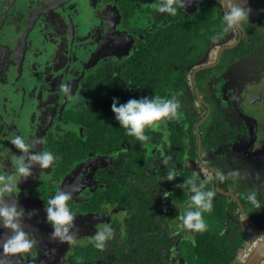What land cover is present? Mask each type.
I'll return each instance as SVG.
<instances>
[{"label":"flooded vegetation","instance_id":"obj_1","mask_svg":"<svg viewBox=\"0 0 264 264\" xmlns=\"http://www.w3.org/2000/svg\"><path fill=\"white\" fill-rule=\"evenodd\" d=\"M74 1L0 0V148L3 139L18 134L30 141L42 140L33 151H52L57 156L48 169L33 166L32 175L25 179L28 186L24 188L20 181L6 197L9 204L18 203L22 227L35 244L27 253H5L2 245L12 231L0 221V260L5 264H149V250L159 253L166 248L172 262L181 264L179 242L192 240L196 232L190 230V236L189 230L176 231L190 196L176 185L194 172L201 179L209 174V184L234 199L240 210L239 192L217 179L220 168L231 164L224 148L248 133L247 120H253L256 129L246 148L264 147V0H237L251 9L249 22L228 31L223 30L222 16L232 0H184L175 15L157 12L153 5L159 0H84L89 17L74 14L78 10ZM47 15L57 24L45 19ZM85 22L93 25L88 30L91 42L78 38L80 27L85 32ZM108 27L116 30V43ZM157 32L167 35L178 57L196 56L186 65L170 60L166 80L145 55ZM156 48L153 59L165 57L157 43ZM95 53L103 57L82 71ZM36 56L42 59L40 66L33 62ZM219 80L220 95L214 88ZM148 83L156 85L149 86L154 96H176L181 119L146 129L150 139L140 143L138 152L133 151V136L122 128L117 131L118 147L86 148L100 135L99 114L107 117V107L101 112L92 106L93 99L97 104L101 101L96 88L106 87L125 103L138 99ZM47 84L53 89L40 99ZM65 84L71 85L70 97L62 91ZM92 88L96 95L91 94ZM223 101L233 109L230 120ZM108 119L117 123L112 109ZM214 126L219 132L211 133ZM166 158H170L167 164ZM169 169L176 171L173 181L164 179ZM72 184L78 185L68 202L77 212L76 241L60 243L50 237L45 200L59 189L72 191ZM240 215L244 218L241 210ZM105 224L112 227L113 238L101 251L89 241ZM242 230L253 248L260 238L250 225ZM258 264H264V258Z\"/></svg>","mask_w":264,"mask_h":264},{"label":"clouds","instance_id":"obj_2","mask_svg":"<svg viewBox=\"0 0 264 264\" xmlns=\"http://www.w3.org/2000/svg\"><path fill=\"white\" fill-rule=\"evenodd\" d=\"M184 5V0H159L153 5L159 13H168L175 15L178 7ZM250 8H244L239 5L237 0H232L231 6L224 12L222 21L224 31L249 22ZM212 40L216 36L211 37ZM66 97H70L71 85L61 86ZM180 101L173 95L171 98L162 96H148L139 99L132 98L125 103H120L118 98H113L112 111L119 126L124 129L125 134L133 136L139 142L149 141L146 129L156 130L159 123L170 120H180L179 112ZM10 145L17 150L18 155L13 156L7 148H0V161H11L12 169L6 175H0V221L3 226L11 229L12 234L4 241L2 247L5 253H27L35 241L29 237L21 224L22 211L18 203L9 204L6 197L13 194L18 188V182L21 179H27L32 175L33 166H39L40 169H48L57 159L52 151H33L37 145L42 143L39 138H33L31 141L21 135H14L9 140ZM168 159L164 163H168ZM175 169H169L164 177L167 181L176 179ZM228 177L239 178L238 171H232L227 177L217 174V179L224 181ZM209 178H200L198 173H193L190 178L183 183L177 184L176 187L187 190L190 193L187 206L179 216V223L176 225L177 233L181 230H192L194 232H204L207 230V224L204 220V213H210L213 208V198L215 192L206 190ZM72 191L59 189L53 195L45 200V222L48 223L52 231L50 237L58 240L60 243L74 244L76 241L75 219L77 212L70 208L69 201L72 199L73 192L78 190V185H71ZM247 201L256 209H261V201L257 199V191L252 190L246 196ZM113 238V229L110 225L105 224L98 229L93 238L89 241L92 246L103 251L106 242ZM195 245V240L192 241ZM247 255V254H246ZM242 260V259H241ZM244 260V259H243ZM0 264H5L0 260Z\"/></svg>","mask_w":264,"mask_h":264},{"label":"trees","instance_id":"obj_3","mask_svg":"<svg viewBox=\"0 0 264 264\" xmlns=\"http://www.w3.org/2000/svg\"><path fill=\"white\" fill-rule=\"evenodd\" d=\"M156 43L158 44L159 49H162L161 51L165 54V57L159 59V57L156 56L153 59V54H156V51H158ZM171 43L172 41L169 40L167 35L162 36L157 32L152 35L149 42V48L145 52V55L152 61L154 67L161 70V78L165 80L169 74L168 65L170 60L176 61L181 65H186L187 63L196 60V56L191 57L189 55H182V57H178L179 52H177L175 48L171 49ZM161 64H165L168 69L165 68L164 70ZM147 86L148 88L140 90L138 99L155 95L153 91L149 89V86L152 87L156 85L148 83ZM96 91H98V98L101 99V101L97 104L93 99L92 106L99 108L100 111L107 107L106 116L110 118V111L112 109L111 106L114 98L112 91L108 90L106 87L104 88L102 85L96 88ZM91 94L96 95L93 88L91 89ZM179 94L182 96L183 91L179 92ZM116 98L120 100L119 95L116 96ZM93 111L94 110L91 112ZM99 117L98 124L101 126L100 135L95 136L88 142V144H85L86 148L92 147V149L95 148L101 151H106L109 148L112 149L118 147L121 140L117 134V131H121L118 122L112 124L111 120L107 117H103L101 114H99ZM216 131L219 132V128L214 126L211 133H217ZM132 139H134L132 142V145H134L133 151L138 152L141 142L137 141L135 137ZM123 158L125 159L126 156ZM206 190H212L215 192L212 202V211L210 213H204L207 230L204 232H196L192 240H181L179 242V251L180 256L182 257L181 264H242L241 257L251 245L248 235L245 234L246 232L242 229L249 226V224L240 215V210L234 199L230 196L218 193L209 183L206 185ZM247 194H245L244 197H241L244 210L258 227L264 228V192L257 191V199L261 201L262 205L261 209H256L250 205L246 199ZM228 213L234 214L236 220L227 218V215H229ZM193 240H195V245L192 243ZM156 250L157 249L148 251L147 254L150 256V262L148 261L149 264H174L170 258V253L166 248L163 252L159 253H157ZM146 251L147 250H145V252Z\"/></svg>","mask_w":264,"mask_h":264},{"label":"rangeland","instance_id":"obj_4","mask_svg":"<svg viewBox=\"0 0 264 264\" xmlns=\"http://www.w3.org/2000/svg\"><path fill=\"white\" fill-rule=\"evenodd\" d=\"M28 2H41L42 0H27ZM94 2V0H91ZM262 2V0H260ZM93 2H91L89 4V8L91 6V8L93 9ZM73 3H75V5L78 7V10H76L74 13L75 15H77L78 13L80 14V17L84 16V14H86V16H90V13L88 12V8L85 6V1L84 0H75ZM107 7V6H106ZM70 10H72L71 7H69ZM74 12V11H72ZM58 14V13H57ZM62 16L64 17L65 14H62ZM45 19H47L49 22H53L54 24H57V19L53 18L51 15H47L45 17ZM51 22V23H52ZM87 22V21H86ZM85 22V28L84 31L85 32H81V28L80 24L77 23V26L80 27L79 28V37L82 40H85L86 42H91L90 39H88V37H90V34L92 32H89L91 30H93L91 27H93L92 24L86 23ZM79 24V25H78ZM86 29V30H85ZM89 30V31H88ZM113 32L114 34V40L116 43V38L115 35L116 34V30L112 29L111 27H108V31ZM115 31V32H114ZM109 39H111V35L108 36ZM85 47H87V44H85ZM106 50H104V54H105ZM101 53V52H99ZM95 57L94 58H87L88 62L87 65L84 66L83 68H81V70L83 71V69H90L92 68V63H94L96 60L95 58H101L103 57V55H97V53L94 54ZM33 62L35 65L40 66L39 62H41L42 64V59H38L37 56L33 59ZM96 64V63H95ZM41 67H43V65H41ZM39 67L36 68V70H38ZM46 68V67H45ZM239 68V67H238ZM76 73H79V71L77 70ZM43 74V73H42ZM51 78H53V73H51L49 75ZM220 78H222L224 75L220 74L219 75ZM44 79V78H43ZM7 78H5V82L7 84ZM4 82V83H5ZM46 82V80H45ZM222 84V82L220 83V80L216 83H214V88L215 90L218 92V94L220 95L221 91L219 89L220 85ZM50 89H53L52 85L47 84L46 86H43L41 88V96H39L40 99H42V97L47 94L48 91H50ZM229 91L231 93V95L235 94V89L233 88H229ZM49 94H47L48 97ZM225 100V99H224ZM223 107L226 110V115L229 118V112H233V109L230 108L231 106L229 105V103H226L225 101L222 102ZM3 108L6 110L7 109V105L5 104V106H3ZM0 113H2L0 111ZM1 115H0V123H1ZM231 118H229L230 120ZM245 125L247 127V131L248 133L245 134V136H240L233 145H229L227 147H225V153L227 154V157L230 158V163L228 164L230 168H220L221 170V174L225 175L227 177V174L232 172V171H238L240 173V177L239 178H233V177H228L226 178L224 181H222V184L227 185L230 188H233L236 192H239L240 197H244L245 194L249 193V191L252 190H261L264 191V147L259 148L256 151H251L250 148H246V144H248L247 142L250 140L251 134L254 131V129H256L255 123H253V120H247L245 121ZM29 140V138H26ZM5 139L2 140V148H7L8 150L11 151V153L13 154V156L17 155V150L13 148L12 145H10L9 140L8 141H4ZM30 141V140H29ZM246 143V144H245ZM224 161V160H223ZM12 169V165H11V161L9 160H5V161H0V175L3 173H9ZM219 170V169H218ZM206 177H208L210 180H212L211 175L206 174ZM25 179H21V183H24L23 186L24 188H26L28 185V180H25V182H23ZM20 181L18 182V187L20 184ZM18 195V193L16 192V196ZM246 228V227H245ZM189 235L192 236L193 232L189 230ZM253 238V237H252ZM251 240V239H250Z\"/></svg>","mask_w":264,"mask_h":264},{"label":"water","instance_id":"obj_5","mask_svg":"<svg viewBox=\"0 0 264 264\" xmlns=\"http://www.w3.org/2000/svg\"><path fill=\"white\" fill-rule=\"evenodd\" d=\"M211 169H213V168H211ZM218 191L221 193H224V194L231 195L235 199H237V197L229 191H225V190H221V189H218ZM238 204H239L240 210H241L245 220L251 226V228L253 229L255 234L260 238V240L253 246V248H251V250H249V252L247 253L246 257L244 258L242 264H258L264 258V228L258 227L252 221V219L248 215L245 214L243 207L239 201H238Z\"/></svg>","mask_w":264,"mask_h":264},{"label":"built area","instance_id":"obj_6","mask_svg":"<svg viewBox=\"0 0 264 264\" xmlns=\"http://www.w3.org/2000/svg\"><path fill=\"white\" fill-rule=\"evenodd\" d=\"M250 249H251V247H249V248L247 249V251L242 255V257H241L242 260L245 258L246 254L248 253V251H249Z\"/></svg>","mask_w":264,"mask_h":264}]
</instances>
